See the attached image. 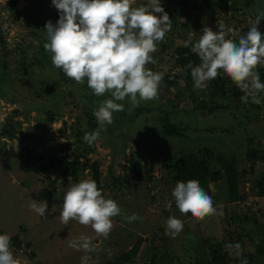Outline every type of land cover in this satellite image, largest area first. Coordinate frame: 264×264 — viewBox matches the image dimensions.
<instances>
[{
    "label": "rangeland",
    "instance_id": "obj_1",
    "mask_svg": "<svg viewBox=\"0 0 264 264\" xmlns=\"http://www.w3.org/2000/svg\"><path fill=\"white\" fill-rule=\"evenodd\" d=\"M11 1L0 0V133L13 124L15 130L19 129L14 131L19 138L27 139L22 143L2 139L0 148L15 152L24 149L26 153L30 150L32 158L42 165L79 152L85 133L99 127L94 111L112 97L107 92L97 97L86 78L83 84L77 83L53 66L52 54L43 47L47 42L43 22L51 20L55 24L59 19L51 0H17L16 6ZM178 1L160 0L172 20L171 30L151 54L155 63L146 65L163 76L160 98L140 101L138 106L128 97L115 101L123 104L124 110L113 113L112 124L105 125L106 130L94 143L95 151L81 159L77 180L65 175V168L52 170L53 189L43 175L27 172L23 161L0 157V234L22 239V250L10 248L20 264H82L86 254L91 256L89 264H107L139 242L136 264H169L168 260L178 258L183 264L205 262L210 244L225 248L229 243H239L242 254H255L254 264L263 263L264 255L257 256V252L264 239V197L258 195L255 184L264 175V103L257 105L249 98L245 104L232 97L244 93L222 69L204 89L194 88L193 82L189 90L182 81L170 88L165 78L182 76L176 51L192 47L185 46L189 37L195 43L205 25L217 31L222 23L233 29L226 38L238 42L256 16L264 12V0H227L228 11L221 10L220 0H213L215 14L211 17L206 5L201 11L191 6L180 9ZM188 1L197 4L206 0ZM147 3L133 0L132 6ZM257 27L264 39V19ZM257 71L264 72V65H258ZM225 78L229 80L225 87L228 99L219 93L213 97L215 84ZM202 104L209 108L214 104L220 108L231 105L232 109L210 114L208 109H199ZM169 124L179 127L186 139L167 138L163 127ZM204 148H213L225 157L234 154L240 199L231 201L226 178L210 183L202 188L212 197L217 213L196 220L176 207L172 192L177 182L166 167L180 156ZM253 148L259 155L256 160L246 157ZM94 162L100 164L105 198L115 200L121 209L112 218L113 228L107 239L97 236L91 225L71 219L65 225L60 219L65 191L72 184L91 179ZM136 163L140 168H134ZM137 173L142 175L141 180ZM58 181L62 183L58 185ZM33 200L47 201L45 217L30 208ZM169 203L170 209L166 207ZM132 214L139 219L130 223L126 217ZM171 215L184 224L175 238L165 234ZM81 235L91 237L98 250L85 253L69 247V242ZM27 243L30 250H26ZM226 251L231 264L239 258L231 249ZM30 252L35 253L34 260Z\"/></svg>",
    "mask_w": 264,
    "mask_h": 264
},
{
    "label": "clouds",
    "instance_id": "obj_2",
    "mask_svg": "<svg viewBox=\"0 0 264 264\" xmlns=\"http://www.w3.org/2000/svg\"><path fill=\"white\" fill-rule=\"evenodd\" d=\"M59 12L58 21H47L44 30L47 42L43 45L51 53L53 66L62 70L64 75L77 83L87 85L97 97L106 92L110 99L101 102L94 116L99 127L91 133H85L83 139L89 145L98 140L105 125L113 122V113L124 110V105L115 101L130 98L134 105L140 101L160 98L163 76L146 68L155 63L152 53L171 30L172 20L164 10L160 0H148L147 4L133 7V0H51ZM159 14V15H158ZM264 19L260 12L245 35L237 41L226 38L233 31L224 24L218 30L205 25L198 41L191 37L185 46L192 45L191 51L198 55L200 63L185 67L191 70L194 88L204 89L207 82L215 80L219 70L230 77L244 93L241 102L257 105L264 103V83L257 71L258 65H264V39L258 25ZM6 27V26H5ZM139 96V100L137 99ZM62 181H58L60 185ZM175 205L180 213H190L196 220L217 213L212 197L204 191L196 179L187 182L178 181L173 192ZM167 208H171L169 203ZM30 208L40 217H45L47 201L33 200ZM118 203L105 198L102 189H98L94 180L86 179L72 184L64 193L61 222L76 220L82 225H91L97 236L108 238L112 228V218L119 215ZM139 219L136 214L126 217L128 222ZM184 228L181 219L175 215L168 217L165 234L175 238ZM69 247L83 250L85 253L98 249L91 237L81 235L69 242ZM11 237L0 234V264H20L14 258ZM237 257L242 256L239 243L227 244ZM82 264H89L90 255L81 258ZM240 264H248L241 259Z\"/></svg>",
    "mask_w": 264,
    "mask_h": 264
},
{
    "label": "trees",
    "instance_id": "obj_3",
    "mask_svg": "<svg viewBox=\"0 0 264 264\" xmlns=\"http://www.w3.org/2000/svg\"><path fill=\"white\" fill-rule=\"evenodd\" d=\"M227 0H220V8L223 11H228L229 7L227 6ZM215 1L213 0H206L203 2H199L197 4H192L188 0H179L176 4L181 8H188L191 6L195 10H202L204 5L207 6V9L211 12L207 15L209 17L215 14L214 7ZM13 6H16L17 0L11 1ZM19 13V12H18ZM43 22V21H42ZM46 23L45 21L43 22ZM177 53V62L181 69L182 76L176 75H169L165 78L167 85L170 88H175L179 86L180 81H182L185 85V82L188 84V89L190 90L193 87V79L191 77V70H186V65L188 63H192L193 66L200 63V59L197 54L191 51L190 47H179L176 51ZM261 82H264V72L259 71ZM228 78L224 80H219L216 85V92H212V96L215 97L219 93L221 98L228 99V92L225 89L226 85L229 83ZM29 85V83L27 84ZM242 96V93H236L232 95L237 100ZM232 109L231 105L225 106L220 108L218 104H214L213 107H208L206 104H202L199 109L205 111L208 109V113L214 114L217 110H229ZM18 131L19 129L16 128ZM16 130L14 129L13 124L7 125L5 129L2 130L0 133V141L2 139H10V140H20L21 143L25 139H27V135L25 136L26 132H23V136L26 138H19L18 134L15 133ZM15 131V132H14ZM163 134L169 139H180L185 140L186 137L182 130L172 124L166 125L163 127ZM95 143V142H94ZM94 143L89 145L88 143H84L83 147L79 152L75 150L72 155H65L62 158H53L49 162L44 163L42 165H38L36 159L32 158V153L30 150H27V153L23 150L19 152H15L14 150H6L3 147L0 148V157L3 159H18L24 162L26 165L27 172L35 173L39 175H43L47 181H49L50 186L54 189L55 181L52 179L51 171L52 170H59L61 168H65V175H70L73 177L74 180H77V176L79 173V169L81 166V159L86 157V155L90 152L95 151ZM253 143V142H250ZM248 159L256 160L259 157L257 152L253 149L249 150L246 154ZM73 157V159H71ZM234 154L229 155V157H225L223 154L217 152L213 148H204L199 149L197 152H190L180 156L176 159L171 165L166 167V170L169 172H173L174 180L176 182L182 181L187 182L190 179H196L199 181L201 187H207L210 183H217L222 179L226 178L228 188H229V196L232 202H237L240 199L239 194V181H238V172L235 166L236 158H234ZM6 167L9 168L10 166L8 163ZM134 168H140V164L136 163ZM92 171V178L91 180L96 181L98 189H102V194L104 195L103 190V183L101 180V168L99 162H94L91 166ZM138 179H142V175L140 173L136 174ZM256 189L259 196L264 197V175L261 176L256 181ZM257 223V220L254 221ZM191 239V238H190ZM189 245V244H188ZM188 245H185L186 248ZM26 250H30L31 245L27 243L25 245ZM11 248L15 250H22L23 249V241L19 236L11 238ZM141 248V242L137 243L131 250L127 251L125 254L120 256L119 258L108 262L107 264H136L137 263V254ZM189 248V247H187ZM193 248V246H192ZM195 254V248L192 249ZM209 258L205 259V262H198L195 260L194 264H231V260L229 258L228 252L222 245L210 244L209 245ZM264 255V239L262 246L259 248L257 252V256ZM29 257L31 260L35 259V253L30 252ZM256 255L252 253H243L242 256L236 258L232 264H240L241 259H246L248 264H254ZM195 256L191 262L193 263ZM169 264H183V261L178 259L168 260ZM190 262V261H188ZM152 264V263H151ZM259 264V263H257ZM264 264V261L263 263Z\"/></svg>",
    "mask_w": 264,
    "mask_h": 264
}]
</instances>
